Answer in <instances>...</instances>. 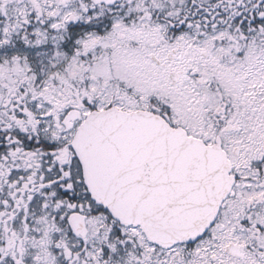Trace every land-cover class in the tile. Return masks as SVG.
<instances>
[{
  "label": "snow or ice",
  "instance_id": "6c2138e0",
  "mask_svg": "<svg viewBox=\"0 0 264 264\" xmlns=\"http://www.w3.org/2000/svg\"><path fill=\"white\" fill-rule=\"evenodd\" d=\"M0 264H264V0H0Z\"/></svg>",
  "mask_w": 264,
  "mask_h": 264
}]
</instances>
